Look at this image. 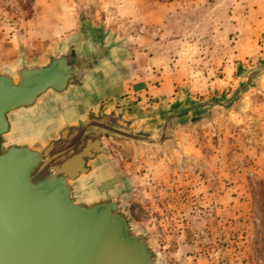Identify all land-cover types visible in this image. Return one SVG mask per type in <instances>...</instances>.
<instances>
[{"label":"rangeland","instance_id":"374dc122","mask_svg":"<svg viewBox=\"0 0 264 264\" xmlns=\"http://www.w3.org/2000/svg\"><path fill=\"white\" fill-rule=\"evenodd\" d=\"M150 1L0 0V50L42 60L71 34L83 40L92 28L107 33L115 64L106 66L91 95L70 103L69 121L100 101L139 98L133 104L144 103L132 112L151 111L146 91L163 72L190 75L179 90L194 95V104H225L235 96L227 107L203 108L210 111L201 123L178 129L170 154L132 147L127 158L108 143L100 165L126 187L132 217L151 234L162 264H264V64L244 68L232 87L215 83L228 69L210 59L232 56L241 38L222 29L203 35L204 20L153 17Z\"/></svg>","mask_w":264,"mask_h":264},{"label":"water","instance_id":"95a60500","mask_svg":"<svg viewBox=\"0 0 264 264\" xmlns=\"http://www.w3.org/2000/svg\"><path fill=\"white\" fill-rule=\"evenodd\" d=\"M114 50L96 27L82 42L69 35L51 45L42 60L0 65V264H162L126 187L99 159L108 143L127 158L132 147L170 154L174 133L210 111L200 109L235 96L194 104L186 95L164 110L156 133L105 104L69 121L68 100L115 64Z\"/></svg>","mask_w":264,"mask_h":264},{"label":"crops","instance_id":"0c3cea01","mask_svg":"<svg viewBox=\"0 0 264 264\" xmlns=\"http://www.w3.org/2000/svg\"><path fill=\"white\" fill-rule=\"evenodd\" d=\"M151 1L150 2L153 5V17L161 16L165 20H174L178 15L177 17L180 20H204L207 21V25L201 27L203 35L216 37V35L219 34L218 30L222 29V34H234L239 39L241 38L239 43L230 49L229 52L233 53L232 56H224L220 60H216L214 58L210 59V65H216L222 67L223 69H228L224 71L226 72V76H224L223 79L220 78L219 80H216L215 83L218 84V82H225L224 84L226 88L229 86L232 87V85L237 82V78L238 80L240 79L244 68L250 69L260 64H264V0ZM192 11L195 12V15H192V13L188 14ZM219 21H224V23L219 26ZM75 36L81 42L84 40L80 39L77 35ZM211 46H213V44ZM11 50L13 49H7L4 52L0 50V61L4 63H12L16 61L19 56L16 51ZM104 71L105 69L100 73L99 78L88 87L84 94L70 97L68 100V106L77 99L91 95L94 85L103 80ZM189 76L190 75L187 73L185 74L181 71L171 72L168 74L163 72L162 81L159 82L158 86L155 84L153 79V81H151L152 86H149L146 91V97L144 96L147 101L152 103L153 106H151V108H153V111L145 110L144 112H132L134 108L138 109L140 104L144 103V101H138L137 104H133L134 101L139 99L136 98L131 101H123L121 104L114 105L109 104L106 101H100L96 108L90 107L85 112V116L90 109L96 110L100 104H105L108 107L124 110L128 118L135 120L134 126L136 129L140 130L144 128L156 133L159 125L162 124L161 116L163 115L164 110L168 109L177 101H184L186 94L184 91L179 89L183 87V84L186 81H189ZM151 77L159 78L158 75L155 77L153 73L151 74ZM209 79L208 81L213 82L211 77ZM231 80L233 84H231ZM227 90L229 91V89ZM190 97L193 101L197 99L194 95H190ZM201 110L202 109H200V111ZM155 120L157 121L156 124L152 123ZM101 158L99 160H101Z\"/></svg>","mask_w":264,"mask_h":264}]
</instances>
